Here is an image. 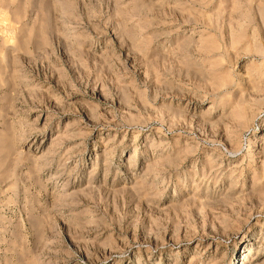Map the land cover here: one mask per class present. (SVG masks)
I'll list each match as a JSON object with an SVG mask.
<instances>
[{
  "label": "rangeland",
  "instance_id": "obj_1",
  "mask_svg": "<svg viewBox=\"0 0 264 264\" xmlns=\"http://www.w3.org/2000/svg\"><path fill=\"white\" fill-rule=\"evenodd\" d=\"M0 264H264V0H0Z\"/></svg>",
  "mask_w": 264,
  "mask_h": 264
}]
</instances>
